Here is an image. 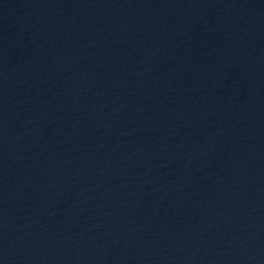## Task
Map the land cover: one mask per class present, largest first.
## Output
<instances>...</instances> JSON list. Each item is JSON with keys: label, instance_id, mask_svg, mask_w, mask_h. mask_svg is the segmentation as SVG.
Listing matches in <instances>:
<instances>
[{"label": "water", "instance_id": "1", "mask_svg": "<svg viewBox=\"0 0 264 264\" xmlns=\"http://www.w3.org/2000/svg\"><path fill=\"white\" fill-rule=\"evenodd\" d=\"M0 264H264V0H0Z\"/></svg>", "mask_w": 264, "mask_h": 264}]
</instances>
